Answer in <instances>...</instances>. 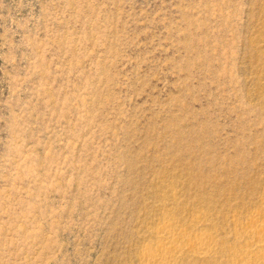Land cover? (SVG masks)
<instances>
[{"label": "rangeland", "instance_id": "obj_1", "mask_svg": "<svg viewBox=\"0 0 264 264\" xmlns=\"http://www.w3.org/2000/svg\"><path fill=\"white\" fill-rule=\"evenodd\" d=\"M263 212L264 0H0V264H142L167 219L233 264Z\"/></svg>", "mask_w": 264, "mask_h": 264}, {"label": "bare ground", "instance_id": "obj_2", "mask_svg": "<svg viewBox=\"0 0 264 264\" xmlns=\"http://www.w3.org/2000/svg\"><path fill=\"white\" fill-rule=\"evenodd\" d=\"M261 214L259 216L261 219L251 218L249 225L244 228L243 234H240L245 237V241L248 239L246 248L240 253L236 252L238 254L228 256L227 262H233V264H264V212ZM174 223L173 220L169 221L168 219L160 223L159 229L154 233L156 245H147L141 252L142 264H181L186 261H184L186 257L190 256L191 258L209 260L219 255L218 247L220 244V246L224 245V243H218L217 235L206 231L200 232L199 235L196 234V237L191 239L187 236L188 233H182L180 230L175 229Z\"/></svg>", "mask_w": 264, "mask_h": 264}]
</instances>
